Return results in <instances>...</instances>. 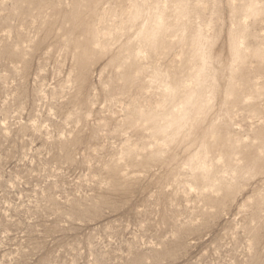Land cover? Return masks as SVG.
Masks as SVG:
<instances>
[{"label":"rangeland","instance_id":"rangeland-1","mask_svg":"<svg viewBox=\"0 0 264 264\" xmlns=\"http://www.w3.org/2000/svg\"><path fill=\"white\" fill-rule=\"evenodd\" d=\"M0 264H264V0H0Z\"/></svg>","mask_w":264,"mask_h":264}]
</instances>
